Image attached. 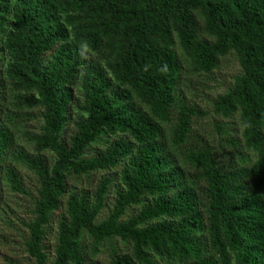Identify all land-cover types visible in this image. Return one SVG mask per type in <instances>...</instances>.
<instances>
[{"label":"trees","instance_id":"16d2710c","mask_svg":"<svg viewBox=\"0 0 264 264\" xmlns=\"http://www.w3.org/2000/svg\"><path fill=\"white\" fill-rule=\"evenodd\" d=\"M230 56L216 139L182 86ZM3 185L35 264H264V0H0Z\"/></svg>","mask_w":264,"mask_h":264},{"label":"rangeland","instance_id":"374dc122","mask_svg":"<svg viewBox=\"0 0 264 264\" xmlns=\"http://www.w3.org/2000/svg\"><path fill=\"white\" fill-rule=\"evenodd\" d=\"M241 69L233 56L224 59L220 68L210 76L202 75H184V85L182 92L187 99L198 105L208 116L200 120V131L218 139V131L216 125L222 119L214 115L213 102L219 96L225 94L231 89L234 79L239 76ZM8 107H10L8 105ZM39 112L35 111L32 118L24 123L22 130L36 133L41 126ZM238 129V124L236 125ZM72 131H69L71 135ZM16 148L18 150H26L32 152V146L29 144L26 136L22 131L15 133ZM24 179L26 188L35 196L37 190L36 178L24 170L19 168ZM83 186L86 188V184ZM2 204L0 206V264H35L25 251L24 241L28 236L23 222L33 219L30 215L32 210L31 200L27 197L14 195L8 188L2 186ZM91 188V187H89ZM113 196H111V199ZM108 212H105L103 219ZM57 221L51 226L50 234L46 243L49 247L51 257L54 256V245L56 240ZM99 264H107L106 258L101 256L97 259Z\"/></svg>","mask_w":264,"mask_h":264}]
</instances>
